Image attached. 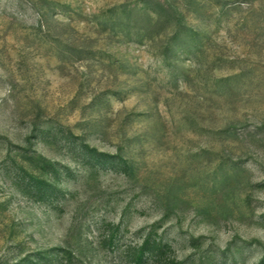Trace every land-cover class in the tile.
<instances>
[{
    "label": "rangeland",
    "instance_id": "1",
    "mask_svg": "<svg viewBox=\"0 0 264 264\" xmlns=\"http://www.w3.org/2000/svg\"><path fill=\"white\" fill-rule=\"evenodd\" d=\"M0 264H264V0H0Z\"/></svg>",
    "mask_w": 264,
    "mask_h": 264
}]
</instances>
